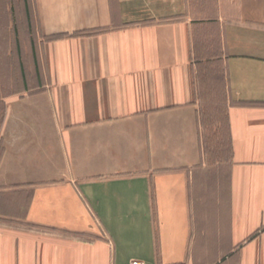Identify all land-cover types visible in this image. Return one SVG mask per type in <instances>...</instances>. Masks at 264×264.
Listing matches in <instances>:
<instances>
[{"label": "crops", "instance_id": "obj_1", "mask_svg": "<svg viewBox=\"0 0 264 264\" xmlns=\"http://www.w3.org/2000/svg\"><path fill=\"white\" fill-rule=\"evenodd\" d=\"M31 1L0 264H264V0ZM219 78L225 155L201 116Z\"/></svg>", "mask_w": 264, "mask_h": 264}, {"label": "rangeland", "instance_id": "obj_2", "mask_svg": "<svg viewBox=\"0 0 264 264\" xmlns=\"http://www.w3.org/2000/svg\"><path fill=\"white\" fill-rule=\"evenodd\" d=\"M229 1V0H228ZM215 0H193L194 5L209 9ZM25 4L28 14L25 13ZM35 35V18L31 0H0V118L3 112L2 101L9 95L21 91V45L33 44ZM18 42V46H17ZM20 49V52H19ZM221 78V76H220ZM219 78V79H220ZM207 80L205 92L201 96L202 122L206 127V149L226 154L228 143L226 133V109L224 85L221 79L213 85ZM224 159V158H223ZM219 160L218 158L209 159Z\"/></svg>", "mask_w": 264, "mask_h": 264}, {"label": "trees", "instance_id": "obj_3", "mask_svg": "<svg viewBox=\"0 0 264 264\" xmlns=\"http://www.w3.org/2000/svg\"><path fill=\"white\" fill-rule=\"evenodd\" d=\"M25 9H26L25 13H26V14H28V10H27V9H28V7H27V5H26V4H25ZM17 46H18V42H17Z\"/></svg>", "mask_w": 264, "mask_h": 264}, {"label": "built area", "instance_id": "obj_4", "mask_svg": "<svg viewBox=\"0 0 264 264\" xmlns=\"http://www.w3.org/2000/svg\"><path fill=\"white\" fill-rule=\"evenodd\" d=\"M132 264H139V263L133 262Z\"/></svg>", "mask_w": 264, "mask_h": 264}]
</instances>
